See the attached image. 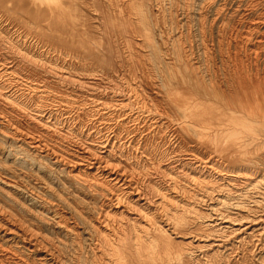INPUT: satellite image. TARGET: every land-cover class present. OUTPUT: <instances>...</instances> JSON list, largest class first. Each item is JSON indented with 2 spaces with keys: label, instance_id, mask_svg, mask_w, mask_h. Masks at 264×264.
I'll use <instances>...</instances> for the list:
<instances>
[{
  "label": "bare ground",
  "instance_id": "obj_1",
  "mask_svg": "<svg viewBox=\"0 0 264 264\" xmlns=\"http://www.w3.org/2000/svg\"><path fill=\"white\" fill-rule=\"evenodd\" d=\"M71 2L76 6L74 0H0V100L12 109L33 110L47 134L53 126L50 122L65 126L69 116L57 120L48 108H42L43 102L31 107L33 93L45 89L29 80L30 75H23V80L15 72L36 68L40 59L26 35L15 24L10 26L3 13L28 8L62 19ZM106 4L99 35L107 45L105 54L121 58L125 51L114 37L130 33L137 49H129V54L139 56L138 62L154 75L144 79L152 91L149 97L154 99V95L163 103L154 114H166L172 126L156 119L149 109L132 107L129 99L107 112H100L96 104V110L89 106L86 112L91 126L73 129L86 141L64 145L63 153L48 146L41 135L19 134L13 121L0 114V136L45 160L57 177L79 183L70 189L76 201L73 205L62 188H51L49 180L37 178L30 185L22 175L0 174V264H79L78 256L72 259L63 253L62 237L80 254L90 252L96 264H147L142 255L147 252L153 260L159 245L167 259L183 262L203 246V238L198 240L191 229L196 216L201 218L202 236L235 225L233 230L239 232L244 220L232 219L228 212L236 210L235 214L247 219L250 204L260 206L264 201V0H106ZM172 110L176 119L165 113ZM105 114L112 119V127L107 122L92 126L104 121ZM140 119L162 129L171 148L190 144L183 149L184 159L164 161L171 152L169 148L163 151L156 160L159 182L136 176L134 167L147 164L145 148L140 143L132 145L130 128L138 123L124 129L129 136L125 142L120 139L122 126ZM4 152H0L4 168L16 163L15 149ZM173 164L193 170L178 176ZM48 194L70 206L68 210L47 201ZM87 198L92 202H86ZM174 237L187 240L177 245L178 251Z\"/></svg>",
  "mask_w": 264,
  "mask_h": 264
},
{
  "label": "rangeland",
  "instance_id": "obj_2",
  "mask_svg": "<svg viewBox=\"0 0 264 264\" xmlns=\"http://www.w3.org/2000/svg\"><path fill=\"white\" fill-rule=\"evenodd\" d=\"M74 2L76 6H74L72 2L69 3L65 13L62 15V19L57 18L56 16L51 17L45 13L35 12L34 10L28 8L21 10L14 9L17 11L15 13H12L10 10H6V12L3 13L5 18L11 22L10 26L15 24L13 26L18 27L19 31L23 35H26L28 38L27 43L30 42V45H33L32 49L34 51L37 49L36 53L38 54V59H40V63L36 68L27 66L23 70L22 74L18 71L15 72L17 75H21L20 77H22L23 80H26L23 75H30L31 78H29V80L35 81L38 85L45 89L43 92L33 93L34 95L32 101L30 102L31 105L33 104L31 107L35 108L34 106H36V104L43 102L42 108H48V111L56 115L57 120L62 121L67 118L65 116H69V118L65 120V122L68 124L62 126L61 124L58 125L56 121L51 120L53 122L50 123L53 124V126L49 128V133L47 134L43 131V122H40L34 117L35 112L33 110L24 112L17 108L12 109L9 108V106H5L1 100L0 114L5 115L7 118L13 121L12 123L17 127L19 134H22L25 137L26 135L34 137L41 135L45 139V142L48 144V146L63 153H66L65 146H68L69 144L71 145L73 141L80 143L86 141L82 135L77 134V131L75 132L73 129L77 128L80 130V127H87L88 125L91 126V123L89 122L90 116L87 113L89 106L90 108L96 110V104L97 107L100 108V112H103V110L104 112H107L108 110L110 111L115 109V107L120 104L122 99H129L128 101L131 102L132 107L137 105L136 107L142 106L141 108L143 109L151 110V113H153L152 115H154L156 119L165 120L167 122L166 124L171 127L173 120L171 121L170 119L166 118V114H164V117H161L157 114L155 116L154 114L158 108L163 106V103L158 97H154V95H152L154 99L149 97V93L152 91L145 86L144 79L148 75L151 78L154 77V75L149 72L146 65L140 64L138 62V60H142L139 58V56L134 57L133 55L129 54V49H131V51L133 49H137L135 48L134 43L131 42L132 40L130 33L128 31H124V34H118L114 37L120 43L119 48H121L122 51H125L122 53L121 58H118L116 55L108 57L105 54V47L107 45L99 35H101L100 29L102 28L101 22L104 13L108 9L106 0H94V2L93 0H74ZM4 4L8 5L9 7L11 6L9 2ZM112 13L113 12H111V14ZM152 13L155 15V10H152ZM86 34L88 35L87 37ZM119 35L120 37H118ZM93 39L96 40L95 43ZM102 43L104 44L102 45ZM97 51H100L101 53ZM193 51L194 55L196 56V49ZM110 59H112L111 62H109ZM57 70L59 71L57 72ZM62 70L64 72H62ZM121 81L125 83H122ZM23 93V96H25L28 91L26 90ZM41 95L46 96L45 99L40 98L39 96ZM134 99L136 102H134ZM99 104H101V106H99ZM152 107L155 110H153ZM165 113L169 114L168 116L170 118H177V115L173 110L166 111ZM94 117L97 118L96 115H94ZM108 117L109 116L105 114L104 121L98 120L92 126L100 127L103 122H107L109 126L112 127V119H108ZM77 122L78 126L75 125ZM127 123L128 126H122V130L119 131L120 139L125 142L129 136H126L124 129H128L129 126L132 127V125H130L132 123H138V127L136 126L135 128H130V131L133 135L131 137L132 145L133 147H136V144L140 143V146L145 148L146 157L143 159L147 163L145 164L146 166L144 165L145 167H143L138 165L140 167H134L136 176L140 180L146 181L148 179H153V181L156 180L159 182L158 178L161 174L158 170V164L156 163V160L162 158L163 151L166 150V148H169L171 154L163 157V159H165L164 161L169 160L172 162L173 159H184L187 157L183 149H185L190 144H184L182 146L171 148L168 137H163L162 129L156 127L154 124L152 125L150 120L140 119L138 122L130 121ZM17 145L18 144H16L11 138L0 136V152L1 150H5V155L10 149H15L14 155L17 157L16 163L9 164V166L5 164L7 166L5 168L3 167V164L0 163L1 176L8 175L15 177L22 175L26 177L28 180L27 182L30 183V185H35V183H37V178L38 181L49 180L48 182L51 185V188L53 190L62 188L65 193H68H64L65 197H67L68 201L74 205L76 201L69 193L71 186H79V183L75 182L73 179L67 180L65 177H57V174L52 173L54 168L53 166L50 164L48 165L43 159L32 157L29 152L24 150L23 147H18ZM173 165V171L178 176H182L184 172L188 173L190 171L192 172L193 170L185 165ZM10 169L11 171H9ZM180 182L182 183L184 180L181 178ZM45 199L49 202L52 201L56 203L57 207L62 209L64 212L68 210L67 207H70L65 204L58 203L57 199L50 194H48V196L46 195ZM86 202L89 203L92 201H89V198H87ZM196 206H198L201 210L204 207L201 204H197ZM221 210L225 211L224 209ZM250 210L251 215L247 219L235 214L234 212L236 210H230L228 212L230 213L232 219H241V221L244 220L242 221L244 224L240 228L241 230L239 232L233 230L235 227H238V225H235L233 228H228L224 231H214L208 237L202 236L205 233L202 230V226H200L201 218L196 216V226L191 229H195L193 231L196 232V238L198 240L199 238H203V242L201 241L203 246L197 248L198 251H196L195 255L185 256L183 262L179 261V259H167L163 245H159L157 248L158 253L155 255V257L152 255L153 260H149V258H147V252L142 255V258L143 260H147V264H165L166 262H168L167 264H264V201L260 206L250 204ZM173 235L174 234H172V236ZM50 237L53 240H56V236L53 235ZM61 239L66 243V247L63 249L65 256L72 259L78 256L79 264H96V258H94L90 252L87 253L85 250V253L80 254L78 250L71 246L70 242L65 237H62ZM186 241L187 240L184 239L182 240V238L174 237L173 243L175 244V250H180L177 245L179 244V246H181L182 244H186Z\"/></svg>",
  "mask_w": 264,
  "mask_h": 264
}]
</instances>
